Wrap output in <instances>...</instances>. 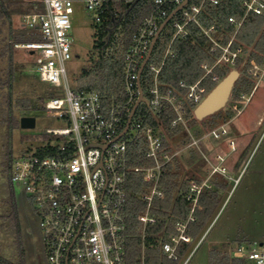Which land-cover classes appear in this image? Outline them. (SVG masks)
<instances>
[{
  "label": "built area",
  "instance_id": "2783aa9c",
  "mask_svg": "<svg viewBox=\"0 0 264 264\" xmlns=\"http://www.w3.org/2000/svg\"><path fill=\"white\" fill-rule=\"evenodd\" d=\"M76 1L40 0L43 12L21 15L22 26L37 29L43 38L42 42H28L21 46L35 57L36 71L41 81L61 87L64 92V97L46 99L44 109L51 115L70 119L72 126L48 129L47 135L59 136L61 140L47 142L38 146L36 152H28L15 158L11 181L27 194L38 215L41 242L48 264H126L125 205L128 197V174H140L144 185L140 191V199L147 204L146 209L135 218L144 227L156 224L157 218L151 214V206L155 198L164 197V192L159 188L163 168L182 151L167 146L162 137L166 134H161L164 133L163 128L158 131L153 125L146 124L145 118L149 114L156 116L166 106H170L175 112L172 126H183L189 130L191 113L194 115V109L208 94L201 84L203 79L211 76L214 81H221L216 66H234L245 49H232L234 37L228 45L222 46L214 35V26L202 28L213 44L211 52L214 53L220 48L221 54L215 63L201 64L204 70L201 79L194 83L180 80L176 87L161 91L160 74L170 68V60L177 56L173 49L175 40L180 38L194 42L188 26L192 23L200 25L199 15L205 4L219 5L222 0H202L200 4H190L189 0L168 22L175 33L160 62H151L152 51L139 74L161 24L184 1L154 0L151 14L144 18L133 33L124 57L126 100L105 106L97 92L75 91L69 82L66 63L75 56L74 48L77 46L76 39L71 36ZM84 1L85 9L91 14L94 23L102 25L108 3L125 2L130 5L138 0ZM242 7L245 14L241 20L229 18V22L236 25L237 29L249 14H264V0H243ZM93 50L94 43L89 51ZM251 66L250 74L257 79L264 77V68L258 66L254 60H251ZM146 68L149 69L152 80L147 88H143L142 75ZM139 82L143 99L128 131L117 138L124 131L131 111L140 98ZM246 98L242 94L241 99ZM139 108L141 111L136 116ZM232 109L236 115L243 112L239 102H233ZM227 133L224 125L206 136L221 139ZM139 139L145 145L144 157L152 161L151 165L132 166L129 162V147ZM194 142L197 141L192 144ZM104 145L105 149L102 148ZM230 149L236 150L234 141L230 142ZM216 158L219 163L211 162L213 173L224 174V158L220 154ZM186 180L190 188L187 199L194 203L193 213L196 207L203 208L198 206V197L208 186V179L203 183L189 177ZM192 213L187 221L177 222L174 225L176 232L168 234V239L162 243L163 252L169 259H177L180 244L190 242L187 225L190 220H194ZM232 257L238 264H264V243L258 247L240 244L233 251ZM142 264H145L144 254Z\"/></svg>",
  "mask_w": 264,
  "mask_h": 264
},
{
  "label": "trees",
  "instance_id": "16d2710c",
  "mask_svg": "<svg viewBox=\"0 0 264 264\" xmlns=\"http://www.w3.org/2000/svg\"><path fill=\"white\" fill-rule=\"evenodd\" d=\"M202 0H190V4H200ZM243 0H222L219 5L207 3L204 5L200 15L199 23L190 24L192 41H185L183 39H176L173 44V49L177 53L176 58L170 60V68L163 70L160 74V88L165 91L169 88L176 87L180 80H186L188 83H194L201 79L204 75V70L201 64L207 62L209 64L215 63L216 59L221 54L219 48L212 53V42L203 33L202 28L215 27L214 35L222 46L228 45L230 40L234 37L232 42V49L244 47L245 51L241 54L234 66L218 65L216 72L223 79L231 69H237L241 75L237 80L233 89L231 99L233 102H239L241 105L244 100L241 99L242 94L251 95L257 78L249 73L251 60L264 68V14H249L241 27L237 29L236 25L229 22L230 17H235L241 20L245 14L242 7ZM18 5L13 9V5ZM38 6L36 10L35 7ZM154 8V0H138L135 4L128 5L125 2H110L107 4V11L104 16L102 25H99L95 33L93 58L83 66L78 78L75 80L73 89L75 91H95L97 92L105 106L118 104L126 100L124 94V57L131 44L132 35L137 31L142 24L145 17L149 16ZM0 9L5 21L9 24V42L0 49V56H6L12 52L14 47L19 44L28 42H42L43 38L37 29H28L24 26L19 30L12 27V14L20 13L30 14L34 12H43V5L39 2L34 3L33 0H20L19 2H6L0 0ZM175 33L171 24H168L162 31L161 36L153 50V55L156 58H151L152 63L158 64L160 58L165 52L166 46L172 39ZM5 52V54H4ZM7 55V56H8ZM11 62V60H10ZM11 67V66H10ZM10 69L7 73V84L10 90L8 97L7 117L3 120L7 125L8 141L5 148V153L2 161V173L7 185L6 202L9 206V211L6 214H0L2 223L0 229L12 232L14 236V243L18 253L16 262L7 260L0 255L2 264H27L26 252L22 244V223L20 218L18 199L11 181L13 162L15 160L13 151L12 134L13 130L20 127V120L16 119L14 109L21 107L19 110H33L32 104L29 100L24 102H15L12 94L13 73ZM152 80V75L148 68L145 69L142 75V87L147 88ZM219 81H214L211 76L205 77L201 82L202 86L206 88L209 93ZM44 105V98H41ZM242 106V105H241ZM44 108V106H43ZM141 111V108L137 111ZM191 113V112H190ZM235 111L230 108L226 112L221 110L210 117L211 123H206V120L199 122L193 113L188 122L189 130L183 126H172V120L175 118V112L170 106H166L164 110L156 116L149 114L145 118L146 124H151L158 131L163 128L166 134L163 137L164 143L171 149L175 146V137L179 134H186L190 136L191 128L200 124L202 128L193 127V133L196 136L202 137L201 132L212 131L219 126L212 124L219 123L222 119L228 122L233 118ZM142 115V113L140 114ZM196 124V125H194ZM35 138H33L34 140ZM59 141L61 137L54 135H43L39 141L40 145L50 141ZM188 142H185L189 144ZM184 144V145H185ZM183 145H180L181 149ZM145 147L142 140H137L129 147L130 164L132 166L151 165L152 161L144 157L143 148ZM194 147V146H193ZM31 148H33L31 146ZM237 149V148H236ZM39 152L40 149L38 150ZM29 151H27L28 153ZM183 153V152H182ZM182 153L175 156L173 160L163 168V175L159 188L164 192L163 198H155L151 206V214L157 218L156 224H148L143 226L135 217L138 213H142L146 209V203L140 199V191L144 185L142 176L134 172H129L127 178V203L125 205L126 218V250L127 260L126 264H142V256L144 254L145 264H173L177 262L187 252L189 246L196 242L198 243L211 222L216 216L219 198L223 191L225 184L216 182L212 176L219 172L213 173L211 166L210 172L206 177L199 175L189 176L199 183H203L206 179L209 180L202 193L198 197V206L193 210V201L187 199L189 193V183L187 178V167L184 164ZM221 174V173H220ZM223 175V174H222ZM193 215L194 220H190L187 225V234L193 239V242L182 243L177 249V259H169L163 252L162 243L168 239V234L175 233L174 225L179 221H187L190 215ZM228 257L221 260L224 264ZM217 263L212 264H219ZM238 262L234 259V263Z\"/></svg>",
  "mask_w": 264,
  "mask_h": 264
},
{
  "label": "rangeland",
  "instance_id": "374dc122",
  "mask_svg": "<svg viewBox=\"0 0 264 264\" xmlns=\"http://www.w3.org/2000/svg\"><path fill=\"white\" fill-rule=\"evenodd\" d=\"M4 1L13 3L20 0ZM33 1L37 5L40 0ZM18 5L16 3L12 8L15 9ZM12 15V27L19 30L22 28L21 14L14 13ZM98 27L99 25L94 23L91 14H88L85 9V1L77 0L74 3L71 29V36L76 39L77 46L74 48L75 56L66 63L72 89L83 66L90 58L96 56L89 50L95 41ZM9 30V24L3 18L0 9V49L9 42ZM21 45H16L9 55L8 52L6 56H0V214H6L9 211L6 202L7 185L2 173V161L8 141L7 125L3 122L7 117V100L10 92L7 84V72L12 69L14 101L29 100L32 107L35 108L20 111L21 107H15L16 119L20 120L24 116L36 117L35 128L23 129L20 126L13 130L12 142L16 159L24 156L27 151L29 153L36 152V148L40 144L39 139L46 134L48 129L72 126L70 119L51 115L45 111L44 105H41V98L46 101L54 96L64 97L63 88L41 81L39 73L36 71L35 57ZM155 58L154 54L153 59ZM232 104L230 98L227 106L222 110L227 112L232 108ZM241 105L243 107L241 114L236 115L235 112V116L227 123L220 119L219 123L212 124L213 127L225 125L227 128L228 133L221 139L206 136L210 134V130L201 132L202 137L196 136L192 131L193 127L200 126L198 128H202L201 123L191 128L190 136L179 134L174 138V149L183 145V148L178 150L183 152L187 177L199 174L201 177H206L210 172L211 162L219 163L216 158L218 154L224 158L223 164L226 170L223 175L217 173L212 176L216 182H221L225 186L222 195L218 197L220 203L216 216L204 238L198 245L193 242L185 255L173 264L217 263L227 258L240 244L258 247L264 243V77L257 79L251 95H247ZM137 116H139V112ZM204 120L206 123L212 122L210 117ZM33 138L35 139L33 140ZM189 140V144H185ZM193 141L197 142L192 144ZM231 141L235 142L237 148L235 151L229 147ZM13 187L19 204L26 263L48 264L47 255L41 242L38 215L27 194L19 186L13 185ZM1 223L0 217V225ZM28 227L32 228V233L28 232ZM0 255L12 262H16L18 259L12 232L1 229Z\"/></svg>",
  "mask_w": 264,
  "mask_h": 264
},
{
  "label": "water",
  "instance_id": "95a60500",
  "mask_svg": "<svg viewBox=\"0 0 264 264\" xmlns=\"http://www.w3.org/2000/svg\"><path fill=\"white\" fill-rule=\"evenodd\" d=\"M189 2V0H184L183 3L181 5H179L169 16L168 18H166V20L161 24L160 29L157 33V35L155 36V38L153 39L151 48H150V52L147 55L146 59L144 60L139 74L142 73L147 61L149 60L152 51L155 47V44L158 40V38L160 37L163 29L165 28V26L168 24V22L174 17V15L181 10L184 6L187 5V3ZM241 73L239 70L237 69H233L231 70L221 81L218 82V84L206 95V97L197 105V107L194 109V117L199 120L202 121L208 117L213 116L214 114L220 112L222 109H224L233 92V89L235 87V84L237 82V80L239 79ZM139 89H140V98L139 100L136 102V104L134 105L130 117L127 121L126 127L124 129V131L117 136V138H119L120 136L124 135L127 131L128 128L132 122V118L140 104V102L142 101V87L141 84L139 82ZM20 126L23 129H33L36 127V117L34 116H24L21 117L20 119ZM116 138V139H117ZM103 149L106 148V145L102 146ZM263 243H261L262 245Z\"/></svg>",
  "mask_w": 264,
  "mask_h": 264
},
{
  "label": "crops",
  "instance_id": "0c3cea01",
  "mask_svg": "<svg viewBox=\"0 0 264 264\" xmlns=\"http://www.w3.org/2000/svg\"><path fill=\"white\" fill-rule=\"evenodd\" d=\"M203 238H204V236H203ZM203 238H202V239H203ZM202 239H201V240H202ZM201 240H200V241H201ZM200 241L197 243V245L200 243ZM191 242H193V239L190 240V243H191ZM234 250H235V249H234ZM234 250H233V251H234ZM233 251H232V252L229 254V256H228V260H227V262H229V264L234 263V258L232 257ZM219 264H224V263L221 261V262H219Z\"/></svg>",
  "mask_w": 264,
  "mask_h": 264
},
{
  "label": "flooded vegetation",
  "instance_id": "af4514ba",
  "mask_svg": "<svg viewBox=\"0 0 264 264\" xmlns=\"http://www.w3.org/2000/svg\"><path fill=\"white\" fill-rule=\"evenodd\" d=\"M229 147H230V143H229ZM27 230H28V232H31V233L33 231L31 227H28Z\"/></svg>",
  "mask_w": 264,
  "mask_h": 264
}]
</instances>
